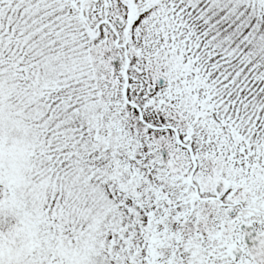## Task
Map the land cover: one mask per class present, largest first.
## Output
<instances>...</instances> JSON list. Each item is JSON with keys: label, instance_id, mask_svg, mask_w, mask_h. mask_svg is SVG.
<instances>
[{"label": "snow or ice", "instance_id": "1", "mask_svg": "<svg viewBox=\"0 0 264 264\" xmlns=\"http://www.w3.org/2000/svg\"><path fill=\"white\" fill-rule=\"evenodd\" d=\"M0 264H264V0H0Z\"/></svg>", "mask_w": 264, "mask_h": 264}]
</instances>
